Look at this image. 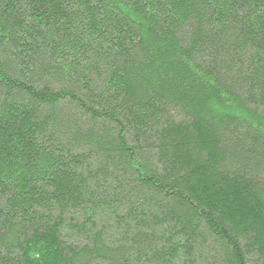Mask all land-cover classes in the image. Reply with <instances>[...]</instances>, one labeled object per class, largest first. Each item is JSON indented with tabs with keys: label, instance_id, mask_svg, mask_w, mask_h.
Listing matches in <instances>:
<instances>
[{
	"label": "trees",
	"instance_id": "trees-1",
	"mask_svg": "<svg viewBox=\"0 0 264 264\" xmlns=\"http://www.w3.org/2000/svg\"><path fill=\"white\" fill-rule=\"evenodd\" d=\"M0 264H264V0H0Z\"/></svg>",
	"mask_w": 264,
	"mask_h": 264
}]
</instances>
